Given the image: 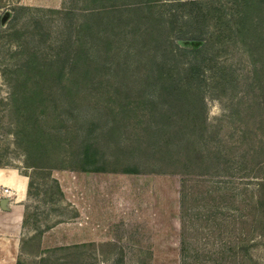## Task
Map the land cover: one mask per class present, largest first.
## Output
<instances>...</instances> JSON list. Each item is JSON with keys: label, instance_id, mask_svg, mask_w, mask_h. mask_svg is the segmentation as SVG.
Wrapping results in <instances>:
<instances>
[{"label": "rangeland", "instance_id": "obj_1", "mask_svg": "<svg viewBox=\"0 0 264 264\" xmlns=\"http://www.w3.org/2000/svg\"><path fill=\"white\" fill-rule=\"evenodd\" d=\"M211 1L219 14L190 23L197 6L116 0V24L89 28L83 13L112 0H0V168L27 183L15 264H264V0L241 20L239 0ZM32 50L41 93L9 109L1 69ZM119 50L126 79L102 69ZM190 60L204 63L203 137L156 77L178 81ZM194 148L202 162L184 165Z\"/></svg>", "mask_w": 264, "mask_h": 264}, {"label": "trees", "instance_id": "obj_2", "mask_svg": "<svg viewBox=\"0 0 264 264\" xmlns=\"http://www.w3.org/2000/svg\"><path fill=\"white\" fill-rule=\"evenodd\" d=\"M121 1V0H118ZM145 2V0H142ZM159 1V0H156ZM245 1L246 0H239L237 3L242 6V10L240 13H238V19H242L244 17V13H245V9L243 10V7L245 6ZM173 4L176 7L179 6H187V5H192V6H197L196 8L187 11V13L185 14V21L186 22H199L200 19L203 16L208 15L210 12L214 13V14H219V12L217 10H220L221 4L218 3V5H214L212 3L211 0H173ZM145 8H147V10L149 12H154V6L155 5H150L148 3H144L143 4ZM24 7H28V6H24ZM91 7L90 10H88L86 13H83L84 16L88 17V27L90 28V26L93 24L92 20L94 18H96L95 21L97 22H101V23H105L106 25H111L114 26L116 23L114 21H116V18L114 15H116V12H118V8H120L119 6L116 5V0H112V2H110V5L102 7V8H98L97 6H89ZM126 7H130L128 5H126ZM138 9V7L136 8V10ZM45 10H51L54 11L55 9L53 8H47ZM183 11H186L183 9ZM222 11V10H221ZM220 11V12H221ZM175 18L177 17V14H174ZM239 20V21H240ZM199 28V27H198ZM204 32V31H201ZM92 38V44H94V46H92V48L95 49V39L93 37ZM193 40L196 41H201V39L199 38H191ZM111 43V40L109 41L108 44ZM174 49L178 50V51H187V48H184L182 46H179L177 44L174 45ZM194 50H198L197 47L192 48ZM190 49V50H192ZM127 50H131V49H127ZM22 51V50H19ZM17 51V52H19ZM31 57H35L38 58L37 55V50H32L31 54L27 60V62L25 64L19 65L17 67L14 68H3L1 69V74L2 77L4 78V80L7 82L9 88H10V103L8 108L9 109H13V110H17L19 107L17 101L20 98L22 101L24 102H28L31 103L34 101V99H36V96L41 93L42 88L38 85V86H29L28 85V81H29V75L28 72L35 69L36 67H38V65L40 66V63H38L37 61H29ZM122 57V52L121 50H119V52H117L114 56L113 59L111 60H105L103 62V68L105 70V72H109L112 73L114 72L116 77L119 78H123L126 79L129 75L128 73V67L122 68V61L121 60ZM111 61V63H113V69L112 70H108L107 68L104 67H108L111 69V66H107V62ZM126 62H124L125 64ZM110 65V64H109ZM127 66V64L125 65ZM22 68H25L26 70V76L22 75L20 72L23 71ZM204 63L202 64L201 62L198 64H194L191 63V60L188 62H183L182 66H181V76L185 75V79L182 80L180 77H178V81H174L172 79V75L173 73L171 71H167L162 72L161 73H157V78L160 80V85L162 87V93L163 97L165 96H174V98L176 96H180L183 103L187 104L190 103L191 107L194 108V111L196 114H198L199 117V135L201 137L204 136V134L207 133V121H206V116L203 114L204 113V100H203V92H204V86H203V76L200 74H202L204 72ZM185 72V73H183ZM188 74V76L186 75ZM222 77V76H221ZM215 77L212 78V83H215ZM36 82V81H35ZM37 84L39 82H36ZM22 94V96L17 97L18 94ZM170 117V116H168ZM170 119V118H169ZM15 123L16 125L19 126V122L15 121L12 122ZM194 129V127H193ZM195 150V157L194 159L188 161L190 163H184V165H188L189 164H193L195 166L200 165L199 161L202 162L204 154L200 152V148H194ZM200 158V160L198 161V159ZM202 158V159H201ZM159 172H162V169L159 170ZM16 264H21V261L18 260Z\"/></svg>", "mask_w": 264, "mask_h": 264}, {"label": "crops", "instance_id": "obj_3", "mask_svg": "<svg viewBox=\"0 0 264 264\" xmlns=\"http://www.w3.org/2000/svg\"><path fill=\"white\" fill-rule=\"evenodd\" d=\"M14 170L0 168V200L7 198L6 208L0 206V264H15L25 215V206L18 200L24 196L26 176ZM5 187L15 195V200L12 201L13 196L4 191Z\"/></svg>", "mask_w": 264, "mask_h": 264}, {"label": "water", "instance_id": "obj_4", "mask_svg": "<svg viewBox=\"0 0 264 264\" xmlns=\"http://www.w3.org/2000/svg\"><path fill=\"white\" fill-rule=\"evenodd\" d=\"M6 201H7V198H5V197L1 198V200H0V206L2 208H6V204H5Z\"/></svg>", "mask_w": 264, "mask_h": 264}, {"label": "built area", "instance_id": "obj_5", "mask_svg": "<svg viewBox=\"0 0 264 264\" xmlns=\"http://www.w3.org/2000/svg\"><path fill=\"white\" fill-rule=\"evenodd\" d=\"M4 191L8 192V194H9L10 196L13 195V194L10 193V191H8V188H7V187L4 188Z\"/></svg>", "mask_w": 264, "mask_h": 264}, {"label": "bare ground", "instance_id": "obj_6", "mask_svg": "<svg viewBox=\"0 0 264 264\" xmlns=\"http://www.w3.org/2000/svg\"><path fill=\"white\" fill-rule=\"evenodd\" d=\"M11 192V191H10ZM11 194H12V192H11Z\"/></svg>", "mask_w": 264, "mask_h": 264}]
</instances>
